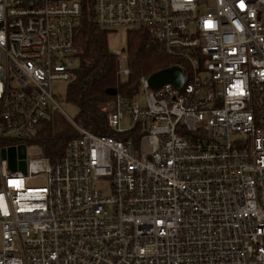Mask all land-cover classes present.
<instances>
[{
  "label": "built area",
  "instance_id": "1",
  "mask_svg": "<svg viewBox=\"0 0 264 264\" xmlns=\"http://www.w3.org/2000/svg\"><path fill=\"white\" fill-rule=\"evenodd\" d=\"M86 1L0 0V264H264V0H90L101 29L146 31L186 81L142 77L99 105L138 138L75 123L51 161L29 142L63 113ZM111 53L129 78L127 50ZM23 145L13 171L2 150Z\"/></svg>",
  "mask_w": 264,
  "mask_h": 264
},
{
  "label": "trees",
  "instance_id": "2",
  "mask_svg": "<svg viewBox=\"0 0 264 264\" xmlns=\"http://www.w3.org/2000/svg\"><path fill=\"white\" fill-rule=\"evenodd\" d=\"M94 2L84 4L81 26L75 33V47L79 67L68 85L67 100L79 109L77 123L89 132L101 137H114L127 141L138 138V133L116 135L107 124L106 116L99 105L113 99L108 94L116 90L119 95L132 97L139 89L142 77H151L156 73L181 65L176 60L157 50L146 31L133 29L127 32V53L131 76L127 82L118 77V64L111 53L110 32L101 29L95 21ZM77 132L70 128L56 131L52 122L44 123L41 132L30 141L42 147L45 156L51 161L61 157L64 148L77 138Z\"/></svg>",
  "mask_w": 264,
  "mask_h": 264
},
{
  "label": "rangeland",
  "instance_id": "3",
  "mask_svg": "<svg viewBox=\"0 0 264 264\" xmlns=\"http://www.w3.org/2000/svg\"><path fill=\"white\" fill-rule=\"evenodd\" d=\"M130 30H133V29H130ZM110 47L113 50H123V49L127 50V36L126 37L123 36L121 32L119 33L118 36H115V37L110 36ZM75 67L76 69L79 67L78 60L75 63ZM128 79L129 78L122 79V82L125 83L127 82ZM68 85L69 83H55L54 84L55 93L57 96L61 98L60 105L63 111V113L57 112L53 114L52 120H53V124L55 125V129L57 132L67 129V128H70L71 132H74L75 128L73 124L77 123V119L79 117V109L75 105L68 102L67 100ZM136 101L142 107L146 106V102H147L146 97L141 92L138 93V96L136 97ZM64 114H66L68 117H66ZM122 130L123 131L130 130V125L127 121L124 122V124L122 125ZM143 146L144 148H146L147 147L146 143H144ZM29 185L32 187H44L46 186V182L44 178H39V179L31 181Z\"/></svg>",
  "mask_w": 264,
  "mask_h": 264
},
{
  "label": "water",
  "instance_id": "4",
  "mask_svg": "<svg viewBox=\"0 0 264 264\" xmlns=\"http://www.w3.org/2000/svg\"><path fill=\"white\" fill-rule=\"evenodd\" d=\"M186 81V74L185 71L178 67H172L167 70H163L159 73L154 74L149 78V85L152 90H159L165 85H173L176 88H181L184 86ZM108 94L112 97H115L118 93L116 90L108 91ZM2 157L9 159V165L11 170L16 171L17 165V158L21 160H25L26 158V146H21L17 150L15 148H10L9 150H2ZM19 168L25 173L26 172V162L22 161L19 164Z\"/></svg>",
  "mask_w": 264,
  "mask_h": 264
}]
</instances>
